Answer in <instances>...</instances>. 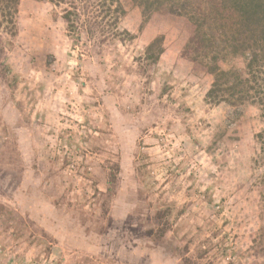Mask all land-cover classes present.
<instances>
[{
    "label": "rangeland",
    "instance_id": "374dc122",
    "mask_svg": "<svg viewBox=\"0 0 264 264\" xmlns=\"http://www.w3.org/2000/svg\"><path fill=\"white\" fill-rule=\"evenodd\" d=\"M123 5L77 38L20 0L1 31L0 264H264L260 108L207 101L188 32Z\"/></svg>",
    "mask_w": 264,
    "mask_h": 264
},
{
    "label": "trees",
    "instance_id": "16d2710c",
    "mask_svg": "<svg viewBox=\"0 0 264 264\" xmlns=\"http://www.w3.org/2000/svg\"><path fill=\"white\" fill-rule=\"evenodd\" d=\"M54 1L68 5L63 20L77 38H80L79 28L86 26L90 18L98 27H104L106 18L111 16L115 23L117 15L126 11L123 0ZM132 1L143 8L145 20L177 23L188 32L184 56L192 62L194 69L213 76L206 93L207 101L225 102L236 107L256 104L264 120V0ZM19 3L20 0H0V44L2 30L15 31ZM80 5L84 9L89 7L87 18ZM161 39L157 36L146 47L145 57L153 63L163 52V45L158 52H153ZM238 61L241 63L237 64ZM223 63L229 66L223 67ZM258 137L264 145V129Z\"/></svg>",
    "mask_w": 264,
    "mask_h": 264
}]
</instances>
